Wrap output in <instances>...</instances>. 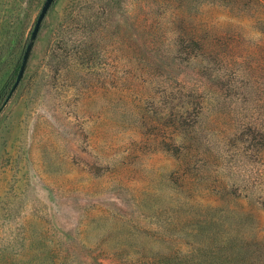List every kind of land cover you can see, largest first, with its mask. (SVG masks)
Returning a JSON list of instances; mask_svg holds the SVG:
<instances>
[{"label":"rangeland","instance_id":"rangeland-1","mask_svg":"<svg viewBox=\"0 0 264 264\" xmlns=\"http://www.w3.org/2000/svg\"><path fill=\"white\" fill-rule=\"evenodd\" d=\"M45 0H0V108ZM0 264H264V0H54L0 114Z\"/></svg>","mask_w":264,"mask_h":264},{"label":"water","instance_id":"water-1","mask_svg":"<svg viewBox=\"0 0 264 264\" xmlns=\"http://www.w3.org/2000/svg\"><path fill=\"white\" fill-rule=\"evenodd\" d=\"M54 0H45L44 4H43V7L41 9V12L36 20V23H35V26H34V29L33 31L31 32V36H30V39L28 41V44L26 46V49H25V52L23 54V57H22V62H21V65H20V68H19V71H18V75H17V78H16V81L14 82L7 98L5 99V101L3 102L1 108H0V114L3 110V108L6 106V104L9 102V100L11 99L13 93L16 91L17 87L19 86L23 76H24V73L26 71V68H27V64H28V61H29V58H30V55H31V52L33 50V47H34V44H35V40L38 36V33L40 31V28H41V25H42V22L43 20L45 19L49 9L51 8L52 4H53Z\"/></svg>","mask_w":264,"mask_h":264}]
</instances>
